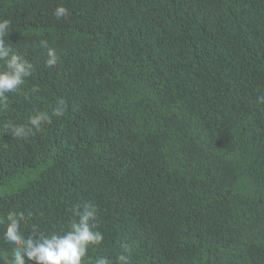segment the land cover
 <instances>
[{"label":"trees","instance_id":"1","mask_svg":"<svg viewBox=\"0 0 264 264\" xmlns=\"http://www.w3.org/2000/svg\"><path fill=\"white\" fill-rule=\"evenodd\" d=\"M4 18L34 72L0 110V217L51 233L93 203L92 257L126 239L132 264H264V0H0Z\"/></svg>","mask_w":264,"mask_h":264},{"label":"clouds","instance_id":"2","mask_svg":"<svg viewBox=\"0 0 264 264\" xmlns=\"http://www.w3.org/2000/svg\"><path fill=\"white\" fill-rule=\"evenodd\" d=\"M53 15L58 21L70 15L69 9L62 4L57 5ZM11 21L0 19V110L8 108L9 94L22 93L25 81L33 75L34 65L22 55L14 52L8 43L11 35ZM41 48H47L45 66L53 69L58 63V56L54 49L48 48V41L39 42ZM33 93L38 87H33ZM25 99H28L25 96ZM258 101L264 103V96ZM66 102L57 100L51 113L36 112L29 116L27 124L8 123L4 125L5 133L11 132L14 139H28L34 133L42 130L45 124L51 123L53 117L60 118L65 114ZM73 219L66 230L46 233L36 224L32 225L29 235H24L23 224L32 218L33 213L10 211L0 217V224H4V231L0 239L11 249V258L5 264H26L27 260L35 264H132L133 244L122 239L119 242V252L115 260L107 256L89 255L92 246L103 242L104 236L98 229V208L93 203H84L71 209Z\"/></svg>","mask_w":264,"mask_h":264}]
</instances>
